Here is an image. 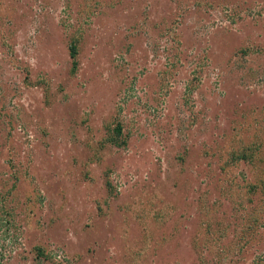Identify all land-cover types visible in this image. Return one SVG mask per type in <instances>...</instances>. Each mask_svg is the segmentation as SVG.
<instances>
[{"label":"rangeland","instance_id":"rangeland-1","mask_svg":"<svg viewBox=\"0 0 264 264\" xmlns=\"http://www.w3.org/2000/svg\"><path fill=\"white\" fill-rule=\"evenodd\" d=\"M0 264H264V0H0Z\"/></svg>","mask_w":264,"mask_h":264},{"label":"trees","instance_id":"trees-1","mask_svg":"<svg viewBox=\"0 0 264 264\" xmlns=\"http://www.w3.org/2000/svg\"><path fill=\"white\" fill-rule=\"evenodd\" d=\"M70 51H71L70 52L71 58L75 59V61H76V59H77V47L75 46V44H71ZM117 132H118V134H121V128L120 127H118ZM109 142H111V144H113V145H117L118 144V138L112 137L109 140Z\"/></svg>","mask_w":264,"mask_h":264}]
</instances>
